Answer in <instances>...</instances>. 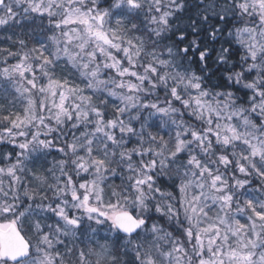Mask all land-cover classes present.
I'll return each instance as SVG.
<instances>
[{
  "label": "snow or ice",
  "instance_id": "snow-or-ice-1",
  "mask_svg": "<svg viewBox=\"0 0 264 264\" xmlns=\"http://www.w3.org/2000/svg\"><path fill=\"white\" fill-rule=\"evenodd\" d=\"M0 264H264V0H0Z\"/></svg>",
  "mask_w": 264,
  "mask_h": 264
}]
</instances>
